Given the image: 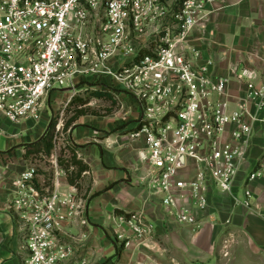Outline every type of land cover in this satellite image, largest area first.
<instances>
[{
	"label": "built area",
	"instance_id": "obj_1",
	"mask_svg": "<svg viewBox=\"0 0 264 264\" xmlns=\"http://www.w3.org/2000/svg\"><path fill=\"white\" fill-rule=\"evenodd\" d=\"M227 1L0 0V113L14 124L39 119L54 91L89 77L110 78L138 111L130 135L145 137L146 171L139 180L148 199L177 223L197 228L193 208L208 209L212 189H233L259 132L264 149V84L257 85L256 69H238L246 89L235 94L231 79L212 73L213 60L202 62L188 44L207 7ZM53 162L51 187L37 189L31 168L16 179L8 203L25 242L24 264H85L65 228L80 221L87 199L74 186L61 191L67 173ZM263 176L264 150L239 203L253 206L248 184ZM111 222L124 246L152 240L156 232L142 210L115 213ZM229 243L222 249L227 264Z\"/></svg>",
	"mask_w": 264,
	"mask_h": 264
},
{
	"label": "crops",
	"instance_id": "obj_2",
	"mask_svg": "<svg viewBox=\"0 0 264 264\" xmlns=\"http://www.w3.org/2000/svg\"><path fill=\"white\" fill-rule=\"evenodd\" d=\"M207 10L204 22L190 32L188 44L200 51L202 62L213 60L212 73L231 79L233 93L242 95L246 89L237 78L243 65L256 69V83L263 85L264 0H228L210 5ZM89 82L112 92L117 88L110 78L89 77L70 89L72 94L62 99V103L66 106ZM126 93L119 94V109L109 118L81 116L68 130L81 158L91 167L88 177L92 186L84 215L65 228L76 258H84L85 264H227L222 249L225 243L235 240L264 259V176L248 184L253 206L238 202L243 198L248 171L262 157V133L256 135L233 189L230 192L212 189L208 209L193 208L199 226L181 225L167 217L162 205L148 199L140 183L139 177L146 171L143 159L146 141L144 136L130 135L138 111L133 98ZM53 98L60 99L61 95L52 93L39 119L28 117L14 124L0 113V264H24L22 244L8 203L18 176L31 169L25 158V145L38 141L57 116L52 113L56 106ZM127 116L129 121L124 118ZM71 188L67 177H63L61 191L67 193ZM137 210L154 222L155 235L152 240L132 239L129 246H123L111 218L118 211ZM236 256L240 258L239 253Z\"/></svg>",
	"mask_w": 264,
	"mask_h": 264
},
{
	"label": "trees",
	"instance_id": "obj_3",
	"mask_svg": "<svg viewBox=\"0 0 264 264\" xmlns=\"http://www.w3.org/2000/svg\"><path fill=\"white\" fill-rule=\"evenodd\" d=\"M97 86L98 85L93 83L86 91L87 96L81 93L77 94L67 104L64 110V118H66L64 121L65 132L72 128L74 123L81 116L99 114L98 112L93 111L89 105L90 101L93 98L102 101H109L112 103L113 107L108 109L107 114L113 113L115 107L119 105V101L114 92ZM58 116L59 114L52 119L47 131L38 141L25 145V158L27 161L30 159L31 156H37L38 154H44L47 156H50L52 154L56 143V137L58 135V132L56 130V126L58 123V121L56 120ZM66 141L67 145L65 149H63V155L58 157V164L62 169L66 171L69 184L74 186L80 194L82 192L81 181L83 180V178L88 177V175L91 173V167L88 163L84 161V159L78 158V146L71 140V137L69 135ZM64 150H68L69 153H64ZM38 172L39 170L36 169L35 173L38 174ZM52 179L53 178L51 177L48 181H45V183L42 184L41 181H39V179L35 177L33 182L35 187L41 190L42 187H51ZM91 186L92 183L90 180V184L86 189V193L84 195V198H86L87 201H89L90 199L89 194L91 192ZM118 213L123 212L118 211Z\"/></svg>",
	"mask_w": 264,
	"mask_h": 264
},
{
	"label": "rangeland",
	"instance_id": "obj_4",
	"mask_svg": "<svg viewBox=\"0 0 264 264\" xmlns=\"http://www.w3.org/2000/svg\"><path fill=\"white\" fill-rule=\"evenodd\" d=\"M93 83L89 82L87 86L82 87V89H80V93L87 96V87H90ZM115 86H117V88L113 89V92L115 93L119 103H120V98L118 97L119 94H125L126 92L122 89V87L120 85L114 84ZM56 92L61 95V98H53V102L55 101L56 106L55 109L52 113L54 116L58 115L57 120L59 121V119H61L62 114L65 110V105L62 103V99H66L68 97L69 94H72L73 91H68V92H58V90H56ZM125 92V93H124ZM128 94V93H126ZM129 95V94H128ZM90 107L92 108L93 111L98 112V116L102 117L104 119H107L110 117V115L112 113L107 114L108 109L113 107L112 103L109 101H102L96 98H93L90 101ZM119 109V105H117V107H115L114 112L116 110ZM113 112V113H114ZM71 115V114H70ZM125 119H128L127 121H129V116L124 117ZM66 118H64L63 115V120L65 121ZM137 120V117L134 116L133 120ZM131 121V120H130ZM57 130V129H56ZM58 135L56 137V143H55V147L52 151V154L50 156L44 155V154H38L37 156H31L30 159L27 161L28 165L31 168H36L39 170L38 174H37V179H39L40 181H42L43 183H45V181H48L51 177L53 178V173L55 170V164H54V160H57L58 162V157L63 155V149H65L66 145H67V141L66 139L68 138V131L65 132L64 131V127L58 131ZM105 135L109 134L108 132L104 133ZM64 153H69L68 150H64ZM59 165V164H58ZM60 166V165H59ZM82 183V192L80 193L81 196H84L86 193V189L88 188L89 184H90V178L89 177H85L83 178V180L81 181ZM12 198V197H11ZM18 239H20V243L24 244V239L21 238L19 232L16 233ZM228 249L230 251V259H231V263L232 264H264V259L261 256L258 255H254L252 253H250L248 251V249H246V246L241 244L238 245V242H236L235 240L231 241L228 244ZM25 252H22V254H24ZM239 253V259L238 256H236ZM25 257V255H24Z\"/></svg>",
	"mask_w": 264,
	"mask_h": 264
},
{
	"label": "water",
	"instance_id": "obj_5",
	"mask_svg": "<svg viewBox=\"0 0 264 264\" xmlns=\"http://www.w3.org/2000/svg\"><path fill=\"white\" fill-rule=\"evenodd\" d=\"M66 90V89H65Z\"/></svg>",
	"mask_w": 264,
	"mask_h": 264
}]
</instances>
